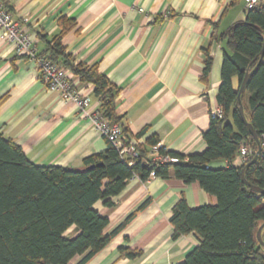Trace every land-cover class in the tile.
Instances as JSON below:
<instances>
[{"label":"crops","instance_id":"obj_1","mask_svg":"<svg viewBox=\"0 0 264 264\" xmlns=\"http://www.w3.org/2000/svg\"><path fill=\"white\" fill-rule=\"evenodd\" d=\"M4 1L42 56H49L46 42L60 34V20L74 22V28L62 37L65 55L74 64L96 65L119 90L115 112L121 130H128V142L138 140L144 146L155 136L160 148L185 157L205 150L202 134L218 107L216 95L226 49L221 36L245 19L244 0ZM206 51L211 67L203 80ZM70 75L73 88L90 98L92 111L98 110L92 85ZM231 83L237 90V77ZM0 133L39 166L80 169L86 158L104 153L109 146L87 119L79 117L72 103H64L58 93L46 89L36 64L16 55L1 32ZM242 164L238 156L231 163L235 167ZM228 165L216 161L208 168L219 170ZM181 196L190 209L217 203L197 183L184 184L175 178L129 179L113 198L112 207L102 202L94 205L108 219L104 234L109 235L147 202L146 207L85 264L183 262L198 245V238L193 233L173 238L169 218ZM73 233L74 228L67 232ZM120 249L139 255L128 258Z\"/></svg>","mask_w":264,"mask_h":264},{"label":"trees","instance_id":"obj_2","mask_svg":"<svg viewBox=\"0 0 264 264\" xmlns=\"http://www.w3.org/2000/svg\"><path fill=\"white\" fill-rule=\"evenodd\" d=\"M0 3L12 14L4 0ZM74 26L70 19L60 20V34L46 42L48 58L69 69L79 81L92 85L99 102L98 112L109 123L120 125L115 112L119 90L96 65L74 64L73 58L65 55L62 37ZM221 41L226 49L216 102L222 116L210 117L209 126L202 134L206 148L201 154L185 157L160 148L161 155L171 156L177 162L153 163L148 158L147 147L156 145L158 139L152 136L146 140L147 145H139V156L133 165L121 160L108 142L104 153L86 158L80 169L39 166L30 162L13 140L0 133V264H69L76 257H81L76 264H85L147 202L109 235L104 234L108 219L94 205L102 202L112 207L113 198L123 191L129 179L136 177L146 182L151 174L153 178L197 183L217 200L214 206L190 209L181 196L174 204L169 218L173 238L191 233L198 238V245L180 264H264V248L256 239L257 229L264 223V195L251 191L240 176L243 169L247 183L264 191V156L260 155L251 164L257 145L241 121L237 100L240 84L245 74L255 68L263 47L264 0L246 11L245 19L233 24ZM205 54L203 80L211 67V58L207 51ZM233 77L238 79L237 90L232 87ZM240 101L246 121L260 144L264 138V55ZM121 133L128 142V130L122 128ZM241 145L249 147L254 154L235 167L231 163ZM216 161H226L229 165L219 170L208 168V164ZM71 228L74 233L69 235ZM261 237L264 241V229ZM120 254L128 258L139 255L129 249H120Z\"/></svg>","mask_w":264,"mask_h":264},{"label":"built area","instance_id":"obj_3","mask_svg":"<svg viewBox=\"0 0 264 264\" xmlns=\"http://www.w3.org/2000/svg\"><path fill=\"white\" fill-rule=\"evenodd\" d=\"M262 0H244V9L249 11L258 6ZM0 32L4 41L10 43L14 52L18 56H25L34 62L41 75V80L50 92H56L60 95L64 103H72L78 111L81 118L87 119L94 129L117 150L118 156L128 165H133L139 156L138 140L125 142L121 133V127L118 124H111L102 115L90 109L91 100L88 96L78 93L70 82V71L48 57L39 55L32 39L24 32L20 20L15 18L2 3H0ZM211 116L221 117L222 112L217 107L211 112ZM158 144L147 147L148 158L153 163L177 162L171 156L161 155ZM260 155L264 156V138L260 141ZM254 152L246 145H241L237 156L244 162L248 160ZM153 179L150 178L146 181Z\"/></svg>","mask_w":264,"mask_h":264},{"label":"water","instance_id":"obj_4","mask_svg":"<svg viewBox=\"0 0 264 264\" xmlns=\"http://www.w3.org/2000/svg\"><path fill=\"white\" fill-rule=\"evenodd\" d=\"M263 55H264V42H263V47H262V50H261V54H260V58L255 66V68L251 71V72H247L240 84V87H239V90L237 92V100L239 102V108H238V112H239V116L241 118V121L243 124H245L247 130L249 131L250 135L252 136L254 142L256 143L257 145V151H256V154L254 155L253 159L251 160V164L254 163L258 157L260 156V153H261V150H260V144H259V140H258V137L254 131V129L252 128V126L246 121V118H245V115H244V112H243V108H242V105H241V101H240V96L242 94V92L244 91L245 87H246V84L248 82V80L250 79L251 75L254 73V71L256 70L257 66L260 65L261 61H262V58H263ZM97 165H100V164H97ZM93 166H90L89 168H92ZM240 176H241V180L242 182L247 185L251 191L255 192V193H258V194H262L264 195V191L259 189L258 187H255V186H252L250 185L249 183H247V181L245 180L244 178V170L242 169L241 170V173H240ZM264 229V223H262L259 228L257 229V232H256V239H257V242L258 244L264 248V241L262 240V237H261V233H262V230Z\"/></svg>","mask_w":264,"mask_h":264}]
</instances>
